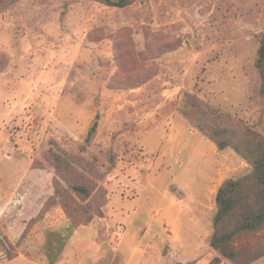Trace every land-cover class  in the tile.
Wrapping results in <instances>:
<instances>
[{"label": "rangeland", "instance_id": "obj_1", "mask_svg": "<svg viewBox=\"0 0 264 264\" xmlns=\"http://www.w3.org/2000/svg\"><path fill=\"white\" fill-rule=\"evenodd\" d=\"M263 34L264 0H137L122 10L92 0L1 6L0 99L22 78L40 93L9 104L11 116L0 100V264H120L130 241L132 247L152 242L149 247L159 248L153 253L158 264L212 263L220 255L210 246L214 191L252 168L230 148L218 149L225 158L206 147L209 160L199 161L214 180L204 211H181L183 192L179 198L174 184L198 160L190 136L171 135V116L177 112L191 132L201 133L181 112L190 93L221 111L226 126L239 134L249 129L264 135V93L256 68ZM105 88L120 97L107 98ZM76 103L93 117L86 127L74 117ZM75 122L76 128L66 127ZM153 125L152 132H142ZM92 128L93 142L81 152ZM51 140L83 160V167H74L95 193L104 194L97 202L104 217L79 226L70 237V221L58 204L27 229L55 194L56 175L47 160ZM218 156L224 160L218 162ZM214 162L219 166H208ZM147 176L163 182L155 191L158 205L152 200V211H126ZM168 200L175 201L164 205ZM60 237H66L65 245ZM57 245L62 254L56 258L48 250ZM232 246L259 250L264 228ZM254 264H264V258Z\"/></svg>", "mask_w": 264, "mask_h": 264}, {"label": "trees", "instance_id": "obj_2", "mask_svg": "<svg viewBox=\"0 0 264 264\" xmlns=\"http://www.w3.org/2000/svg\"><path fill=\"white\" fill-rule=\"evenodd\" d=\"M18 1L0 0V8ZM92 1L109 8L122 10L137 0ZM256 68L260 73L261 91L264 93V34L260 40ZM181 112L196 125L204 137L214 142L219 150L224 151L229 148L234 150L252 168L251 172L241 179L226 180L218 190L217 211L213 218L214 233L210 246L213 250L220 251V255L210 264H222L224 260L231 264L259 262L264 258V246L256 251L248 247L234 248L232 245L244 235L258 233L264 228V135L249 129L239 134L234 127L226 126L224 122L226 117L221 111L203 103L190 93L185 95ZM95 132L94 128L89 131L85 140L86 145L80 147L81 152H84L86 146L93 142ZM47 160L56 175L55 194L44 205L39 216L30 221L27 229L43 218L55 204L65 208V214L71 226V229L67 230L68 237L79 226H87L96 217H104L101 206L97 205L104 194L100 193V189L95 193L96 187L74 167L76 164L83 167L81 163L83 160L68 154L55 140L49 142ZM110 162L115 165L113 155H110ZM60 241L65 245L66 237L64 239L60 237ZM58 248L62 249L61 246H54L53 253L48 250V254L55 255L56 258L60 257L62 253L58 251Z\"/></svg>", "mask_w": 264, "mask_h": 264}, {"label": "crops", "instance_id": "obj_3", "mask_svg": "<svg viewBox=\"0 0 264 264\" xmlns=\"http://www.w3.org/2000/svg\"><path fill=\"white\" fill-rule=\"evenodd\" d=\"M101 51L104 53H109V55L111 54L108 50L103 49ZM105 86H106V84H105ZM1 87H3V85ZM16 87H17L16 89H11V92L6 90V93H5L6 97H4L3 99H0V100H3L7 103L6 109L9 110L8 112H6L7 116H11L12 112L14 111V108H12L13 106H10L9 104L18 105V103L20 101H23L22 99L24 98L25 95H26V99H27V98H30L31 95L37 96L40 93L38 88H33V86L32 87L29 86V83L27 84V82L23 78L21 80V85L19 84ZM40 90H41V88H40ZM105 90H106L105 96L107 98L120 97L119 93H115L113 91L111 92L109 90V88H105ZM16 94H20V95L16 96ZM92 94L93 93L91 92V94H90L91 97H93ZM136 96H140V95L136 94ZM123 97H125V96H123ZM123 97H121V98H123ZM0 98H1V96H0ZM9 98L13 99V101L11 103L8 102ZM134 99H136V97H134ZM110 104L113 105L114 102L111 101ZM110 107L111 106L109 105L107 107V109L110 110L111 109ZM92 110L93 109L91 108L90 112H92ZM84 111L85 110L82 107V105L76 103V106H75V109L73 112L75 114L74 117H75V119H81V121L85 120L84 125L86 127L87 122L90 121L93 117H92V115L87 113L88 111H85V112ZM74 117H73V119H74ZM7 119H8V117H7ZM77 123L78 122H75V123H73V125L68 124L66 127H68V129L72 130L78 126ZM171 125H172V129H170V131H172V134H171L172 136H174V137L190 136V139L192 140V147L194 148V152L196 153L195 155H197V157L195 159H196V161L198 160L197 162H194V165L188 164V166H186L187 169L185 170V172H187V176H185L184 178H181L182 181H180V179L177 178L176 179L177 183L174 184L176 186V194L178 193L179 198H180V194L183 192L181 197L183 198L182 203H183V206L185 208H183V206H182L181 211H204V209H201V205L207 197L206 196L207 195V188L209 187L210 183H212V181L214 180V178H213L214 175H212L211 171H209L210 174H209V172L206 171L207 167H205V165L202 166L199 159L201 160V158H202V160H204V162L209 160V159L205 158V157H207L206 156L207 151L205 149H206V147H209V146L211 148V152L214 151L215 154H218L219 152L222 154V152L218 150L217 146L214 143H212L210 140L205 139V137H203V135L197 129L195 132H191L189 122L187 120H185L184 117H181V115H179L177 112H175V114L173 116H171ZM154 128H156V127L153 125V126L147 127L146 129L142 130V132L143 131L152 132V130ZM151 134H154V133H151ZM175 141H173V142H175ZM179 144L181 145L182 141ZM176 146H177V144L175 145V147ZM233 154H236V153L231 150L230 156L232 158H233V156H232ZM224 157L227 158L226 156H224ZM218 159H219V161L217 160L218 162H220V160L221 161L224 160V159H222L221 156H218ZM208 166L209 167H211V166L218 167L219 164H216L214 162L213 165H208ZM223 167H224V165H223ZM153 178L154 177H152V176H147V178L143 181L142 187H141V185H138L139 187H141L142 193L139 194V197L137 199H135L134 202H129V203L125 204V206L127 208L126 211H135L133 213H136V211H152L153 207L156 206L155 204H153L152 200L153 201L155 200L157 205H158L159 202H157V201H159V195L155 191L157 189H159V186L163 182L159 181V183H158ZM178 182L181 184H179ZM221 185L222 184H219V186L214 191L215 192L214 193L215 199H216L218 190L221 187ZM178 196L176 197V200H179ZM145 199L148 201V204H144ZM149 199H151V200H149ZM142 200H143V203H142ZM171 201L172 200H168L166 202L162 201V202L164 205H166V203L171 202ZM174 201H172V202H174ZM130 221H132V218ZM102 232L103 231H100V235L103 234ZM131 242L132 241L129 242L130 243L129 245L126 244L123 246L124 250L119 255L120 264H158L160 257L153 254L155 252L156 247H153V249L151 247H149L150 243H152V242L146 241L145 244H144V242L141 243L142 246L141 245L140 246L135 245L134 247L131 246ZM148 242H150V243H148ZM133 243L135 244L136 240ZM156 249H159V248H156ZM161 261H162V259H161ZM161 261H160V263H161Z\"/></svg>", "mask_w": 264, "mask_h": 264}]
</instances>
